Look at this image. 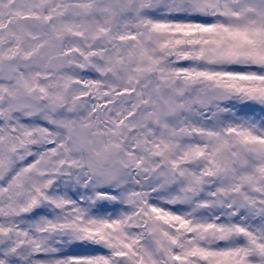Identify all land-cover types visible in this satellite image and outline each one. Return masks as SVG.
I'll return each mask as SVG.
<instances>
[{
	"label": "snow or ice",
	"instance_id": "obj_1",
	"mask_svg": "<svg viewBox=\"0 0 264 264\" xmlns=\"http://www.w3.org/2000/svg\"><path fill=\"white\" fill-rule=\"evenodd\" d=\"M0 264H264V0H0Z\"/></svg>",
	"mask_w": 264,
	"mask_h": 264
}]
</instances>
